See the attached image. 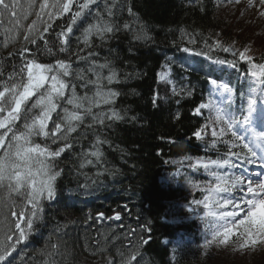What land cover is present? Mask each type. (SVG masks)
<instances>
[{
    "label": "trees",
    "instance_id": "obj_1",
    "mask_svg": "<svg viewBox=\"0 0 264 264\" xmlns=\"http://www.w3.org/2000/svg\"><path fill=\"white\" fill-rule=\"evenodd\" d=\"M227 2L117 0L113 12L121 31L103 46L93 38V47L84 49L80 55L95 52L91 59L97 64L105 62L106 58L111 60L121 81L112 85L104 81L106 87L121 94L113 104L94 108L93 114L108 113L114 108L124 118L119 121L106 119L100 124L85 116L77 131L71 134V147L55 160L57 170L62 172L55 184V197L41 201V219L35 223L34 230L27 233L26 239L15 243L7 260L0 264H123L131 257H134L131 264H233L228 262L229 257L224 261L211 259L221 256L219 253H200L201 231L207 228L201 218H189L195 207L193 202L200 200L208 193L209 186L215 184L214 178L201 165L195 164L196 161L235 156L245 162L248 156L247 149L242 148L230 131L223 137L211 135L207 126L211 116L208 109L196 114L199 104L212 98L209 80L225 81L233 89L230 106L243 114L249 100L258 98L260 89H264L250 71L251 64L264 63V32L256 35L262 36L260 42L255 36L244 39L252 34L248 28L237 39L238 35L227 29L230 16L227 17L223 9ZM106 3L112 7V0H96L90 6V14L70 34L73 53L77 47L83 48L76 38L81 35L82 28L93 21L94 14L99 11L108 18ZM128 7L134 15H129ZM69 17L70 14L51 21L52 27L45 37L54 40L60 25ZM33 19H36L35 11L26 20L21 13L18 17L21 29L7 32L14 34L11 39L4 40L0 30L4 80L20 63L19 50L25 46L24 27ZM125 22L129 23V30L123 29ZM141 23L152 37L151 41L132 39L131 29H138ZM189 38L195 43H189ZM217 40L224 47L232 46L236 54L213 46ZM251 40H255L256 45ZM248 44L246 55L251 57V64L239 56L242 47ZM26 46L28 51L24 55L31 58L36 45ZM185 47L190 53L183 51ZM56 58L67 59L68 55H40L39 62L55 63ZM215 60L225 63L215 64ZM71 63L73 69H82L87 79H95L87 71L91 60L82 61L72 55ZM165 64L167 69L162 67ZM169 69L174 84L158 80L157 73ZM15 70L18 71V67ZM103 74L107 75V70H103ZM68 79L75 84L78 95L86 92L91 95L94 91L92 85L85 88L86 81L76 79L75 75ZM174 87L186 91L173 95ZM251 87L258 89L255 94L250 91ZM187 91L192 95L188 96ZM69 95L70 89H66L65 96ZM154 95L158 98L157 106L152 103ZM61 105L71 109L64 101ZM59 113L58 108L54 118ZM19 122L15 127L22 125ZM49 125L53 127V121ZM220 127L215 126V130L218 132ZM202 128V139H197L194 133ZM230 136L234 138V148ZM97 137L102 141L98 145ZM35 140L42 146L49 144L52 149L64 143L58 141L52 145L51 141L39 137ZM214 140L217 143L213 147ZM96 147L102 152L99 160L84 155ZM231 153H239V156ZM82 162L83 168L80 167ZM7 193L0 190V210L1 206L5 207L4 213L8 212L7 217L12 220L14 217L9 211L12 204H9ZM13 199L15 210L19 211L24 202L20 197ZM116 215L120 216L119 220L115 219ZM5 227L0 236L7 231V224ZM237 241L238 238L232 237L230 243L233 245Z\"/></svg>",
    "mask_w": 264,
    "mask_h": 264
},
{
    "label": "snow or ice",
    "instance_id": "obj_2",
    "mask_svg": "<svg viewBox=\"0 0 264 264\" xmlns=\"http://www.w3.org/2000/svg\"><path fill=\"white\" fill-rule=\"evenodd\" d=\"M96 0H26V7L24 6L25 0H0V17L7 14L9 21L19 23L18 17L21 13L24 14L25 19L35 11L36 19L28 25V32L24 35L25 46L19 50L21 57L18 66H14V70L8 74V79H3V63H0V188L7 186L8 196L7 199L11 201L12 207L9 209L10 214L14 219L9 220L7 216L0 219V231H3L2 226L7 224V231L3 236H0V262L7 260L14 249L15 243L19 240L27 238V233L34 230L35 223L41 219L40 212L42 211L41 201L43 199H53L56 195V181L62 175L60 170H57L55 163L56 158L60 157L66 149L71 147V134L77 131V127L85 119V116H90L92 121L104 124L105 120L119 121L124 117L119 111L110 108L108 113L99 112L93 114L94 108H99L103 105H111L115 102V98L121 93L114 90L107 85L113 83H120L118 77V70L112 66V61L105 59V62L97 64L91 58L96 55L95 52H89L88 56L80 55L84 49H91L93 47V38L101 42L103 46L108 40L112 39L115 34L121 31L120 26L114 19L115 13L113 8L117 4V0H112V7L106 3L105 10L108 18L101 15L99 11L94 14L93 21L88 22L86 27L82 28L81 35L78 36L77 44L83 45V48L77 47L75 52H72V41L70 34L76 30L86 16H88L91 5H94ZM252 0H249L251 5ZM261 5H264V0H260ZM38 5V8L36 7ZM129 15L132 13L131 7H128ZM67 18L66 23L60 25V31L55 33V39L51 40L45 37L52 27L51 21L57 20L61 17ZM260 15L264 16V12ZM133 23H136L134 21ZM0 25H3V20L0 19ZM124 30H129L130 25L128 22L123 24ZM7 33L10 29H4ZM133 35L132 39L135 41H151L152 37L143 23L139 28L131 29ZM42 41L43 43H38ZM189 43H195V40L189 38ZM27 44L36 45L31 58L26 57L24 54L28 51ZM215 47H221L224 52H232L236 54L232 46L224 47L217 40ZM55 49V51H54ZM184 52H189L190 49L185 47ZM246 51L239 53L241 59H247L251 64V57L246 55ZM58 54H67V59L56 58L55 63L39 62V56L53 57ZM12 55V54H10ZM75 55L82 61L91 60V65L87 71L95 76V79H87L82 69H73L71 63V56ZM201 55V53H195ZM172 58H169L171 60ZM215 64H224V60H215ZM229 64L232 62L229 61ZM18 67V71L15 70ZM163 68H168L165 64ZM99 69V71L97 70ZM103 70H107V75L103 74ZM251 75L255 78L256 83L264 85V63L251 64ZM75 75L76 79L85 80V88L88 85L94 87L91 95L87 92L84 95H78L75 84L69 80V77ZM171 70H164L157 73L158 80L166 84H174L170 78ZM211 89L219 93L222 98L221 102L231 105L233 89L227 83H218L216 79H210ZM66 89H70V95L65 96ZM256 87H251L250 91L255 94ZM185 88H173V95H180L185 92ZM264 93V89H260ZM186 94L191 96V91ZM226 96V100L225 98ZM157 96L154 95L152 103L157 106ZM61 101L66 105H70L71 109L67 106H62ZM253 100L248 102L249 114L253 111ZM58 108L60 113L54 118L53 114L57 113ZM202 109H208L211 115L209 117V124L221 125L219 131L213 130L211 135L213 137H223L226 131H230L236 141H241L240 136L235 131H232L233 125L237 123L235 118L228 117V108L218 105L215 99L209 98L207 103L199 104L196 108V114L199 115ZM133 120L136 117H132ZM18 120L23 121L20 127H15ZM249 116L244 117V122L247 123ZM49 121H53V127L50 128ZM91 127V125H89ZM202 128L200 131L194 133L197 139H202ZM9 134H11L9 136ZM59 134V135H58ZM256 138V148L249 143H243L242 148L247 149L248 154L251 156L250 163H254L257 159L261 165L264 166V133L254 132ZM43 138L51 141L52 145L62 141L63 146L52 149L49 144L36 142L35 138ZM99 137L96 138V145L101 143ZM106 142V141H105ZM217 143L216 140L212 142L214 147ZM227 143V141H225ZM95 147V145H94ZM232 147H236L233 144ZM257 148L259 151L257 152ZM232 155L239 156V153H231ZM99 160L102 152L98 147L95 148L90 154ZM191 159V157H185ZM87 163H92L87 160ZM199 163V162H198ZM227 165L232 168L233 165L230 159H216L210 160L207 163H202L201 166L204 170L214 178L215 184L210 185L208 188V195L204 197L203 201H194L196 204H204L208 209L205 212V217H212L213 222L209 223L208 230L212 232V240L207 241V244L215 241L219 236H223L224 240L233 233V225L241 229L240 235L247 237L246 243L256 244L257 239L264 240V215L257 218L256 213L252 211L256 207H264V181L256 183V180L251 176L241 175H226L222 174L219 169H223ZM84 167V162L80 164ZM193 168L196 165H192ZM215 169V170H214ZM247 171V170H245ZM264 175V173H261ZM248 180L247 193L250 194L249 199L245 200L248 207L247 214L239 222H236L237 212L232 211H219L216 209L224 208L228 205H234L233 198L234 190L243 188L244 181ZM191 184V181H188ZM255 184V187L253 185ZM195 187L196 185H192ZM224 196L221 197L220 194ZM20 197L24 202L23 207L16 211V202L13 197ZM101 216L103 214H100ZM108 219H112L109 217ZM116 220L120 219L119 215L115 216ZM21 220L24 223H21ZM220 221H224L220 224ZM220 229H224L222 232ZM18 233V235H17ZM243 246V245H242ZM55 248L56 245H53ZM131 257L123 262V264H131Z\"/></svg>",
    "mask_w": 264,
    "mask_h": 264
},
{
    "label": "rangeland",
    "instance_id": "obj_3",
    "mask_svg": "<svg viewBox=\"0 0 264 264\" xmlns=\"http://www.w3.org/2000/svg\"><path fill=\"white\" fill-rule=\"evenodd\" d=\"M227 3H224V10L226 12V16L228 18V28L230 33H234L237 39L239 36L244 35L246 31H244L246 28L252 32H247L249 37L246 36L244 39H252L255 36V40L260 42L262 36H256L257 33H263L264 32V16L260 15L261 12H264V5H261L260 0H252L251 5L249 4V0H227ZM24 6L26 7V0ZM38 8V7H37ZM222 9V8H221ZM30 17V15L28 16ZM27 17V18H28ZM0 19L3 20V25H0V30L3 35L4 40L11 39L14 34H8L4 31V29H10L13 32L14 28L17 30L21 29V25L17 24L15 22L9 21V18L7 14H5L3 17H0ZM26 20V19H25ZM35 20V19H33ZM30 25V23H28ZM28 25L24 27V33L26 34L28 32ZM242 26V27H241ZM238 27H241L238 29ZM243 30V31H242ZM256 31V32H254ZM8 35V36H5ZM17 34H15L16 36ZM2 36L0 35V38ZM251 40L252 44L256 45V41ZM254 45V46H255ZM250 44L243 46L242 51L248 50L250 47ZM247 52V51H246ZM210 83V82H209ZM218 83H225L224 81H220ZM210 86V93L212 96V99H215L219 106L221 107H227L228 117L229 118H235L237 123L233 125L232 131H235L241 138V141L243 143H249L251 146L256 148V138L254 136V132H260L264 133V126H261L257 123L259 120L264 121V93H260L258 98H256L253 104V111L251 114H249V111L247 114L243 116V118H236V111L228 106L226 103H222V98L219 96L220 94L215 92L214 89H211L212 86ZM227 94H225V100H226ZM208 102V101H207ZM206 102V103H207ZM209 111V110H208ZM211 115H214L213 113H210ZM249 116V120L247 123L244 122V117ZM20 121V122H19ZM23 123V121L18 120L16 123ZM52 121H49V124ZM263 125V124H262ZM208 128L211 130H215V126L213 124L208 123ZM3 130H0L2 132ZM229 131H226L225 134L227 135ZM10 135V134H9ZM43 139V138H42ZM232 145L234 143V138L230 136ZM46 140V139H45ZM49 141V140H46ZM259 149L257 148V152ZM2 154V152H0ZM224 159H230L231 163L233 165L232 168H228L227 165L223 169H219L222 174L226 175H245V176H251L253 179L256 180V183H259L260 181H264V175H261V173H264V166L261 165L260 161L257 159L254 163L248 162V160H251V156L248 155L246 157L245 163H242L243 161H238L235 157L230 158H224ZM209 160H200L196 161L195 164L201 165L202 163H207ZM199 162V163H198ZM215 170V169H214ZM247 170V171H245ZM249 183L248 180L244 181V187L234 190L233 198L235 200V204L238 205V207L234 205H228L224 208H218L216 209L217 212L219 211H235L237 212L236 222L238 223L240 219H243L244 216L247 214L248 211V205L244 203L245 200L251 198L250 194L247 193V184ZM255 187V184L253 185ZM1 193L7 192V186L5 185L4 188H0ZM8 194V193H7ZM208 195L205 194L199 201H203L204 197ZM221 197L224 196L223 193L220 194ZM264 199V197H262ZM194 203V202H193ZM11 204V201L10 203ZM195 207L191 209L192 215L189 216L190 219H193L195 217L201 218L204 223L205 227L207 228L205 231H201V241L199 245V250L201 254L208 255V254H217L219 253L221 256H214L218 258H211L212 260L216 261H224L226 259L225 257H229L230 260L228 262H232L233 264H264V240H261L259 238L257 239L256 244L246 243L247 237H243L240 235L241 229L236 228L234 225L233 227V233L227 238V241L224 243H221V240H224V237L221 235L219 236L215 241H212V243L207 244V247H205V244L207 241L212 240V232L208 230L209 223L213 222L212 217H205V212L208 211L204 207V204H196L194 203ZM9 206V205H8ZM4 208L1 206L0 210V219H3V217L8 215V212L4 213ZM252 211L256 213L257 218L261 215H264V207H256L253 208ZM220 224H223L224 221H220ZM6 224H4L2 227L5 229ZM224 229H220L222 232ZM3 231H0V234ZM4 235V233H3ZM2 236V235H1ZM232 237L238 238V241L235 242L236 244L231 245L230 240ZM243 245V246H242ZM230 250H232L230 252ZM235 251V252H233ZM233 256H232V255Z\"/></svg>",
    "mask_w": 264,
    "mask_h": 264
},
{
    "label": "bare ground",
    "instance_id": "obj_4",
    "mask_svg": "<svg viewBox=\"0 0 264 264\" xmlns=\"http://www.w3.org/2000/svg\"><path fill=\"white\" fill-rule=\"evenodd\" d=\"M257 123L261 126H264V121L263 120H259V122L257 121ZM263 124V125H262Z\"/></svg>",
    "mask_w": 264,
    "mask_h": 264
}]
</instances>
